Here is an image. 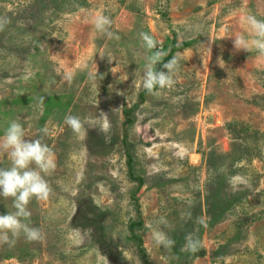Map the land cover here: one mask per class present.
<instances>
[{
    "label": "rangeland",
    "instance_id": "obj_1",
    "mask_svg": "<svg viewBox=\"0 0 264 264\" xmlns=\"http://www.w3.org/2000/svg\"><path fill=\"white\" fill-rule=\"evenodd\" d=\"M247 13L264 18V0H0V135L21 123L56 164L50 198L29 205L44 239L0 245V264H264V55L234 45ZM156 50L177 59V83L149 93ZM67 115L93 122L74 132Z\"/></svg>",
    "mask_w": 264,
    "mask_h": 264
},
{
    "label": "clouds",
    "instance_id": "obj_2",
    "mask_svg": "<svg viewBox=\"0 0 264 264\" xmlns=\"http://www.w3.org/2000/svg\"><path fill=\"white\" fill-rule=\"evenodd\" d=\"M87 18L91 19L95 33L109 38L113 36L110 30L112 21L107 15L86 13ZM2 23L0 22V26ZM242 23L245 25L246 34L234 39L235 48L246 52L255 50L264 55V18L247 13L242 17ZM141 38L147 49L156 48V43L149 34L141 33ZM166 55L165 51L156 50L147 57L141 84L149 93L156 89H171L177 83L178 61L173 57L166 63L162 62ZM156 65L160 66V70H155ZM90 75H98V70ZM133 84L135 87L136 79ZM104 116L106 114L101 112L96 120H103ZM85 122L93 121H88L87 118L82 121L74 115H67L64 119V123L74 132H79ZM103 127L107 125L104 124ZM41 131L44 135L48 134L47 128ZM0 152L6 153L10 161L8 167H0V197L10 200L12 209L6 214H0V245L15 246L21 237L28 242L41 241L44 234L40 228L32 226L29 205L33 200L47 201L52 194L45 176L56 167L54 152L44 142L43 137L27 139L25 127L17 121L10 122L0 135ZM158 223L165 224L166 221L161 217ZM151 238L156 247L165 249L174 247L176 243L161 229H154ZM200 244V240L194 238L193 234L185 237V250L196 252Z\"/></svg>",
    "mask_w": 264,
    "mask_h": 264
},
{
    "label": "trees",
    "instance_id": "obj_3",
    "mask_svg": "<svg viewBox=\"0 0 264 264\" xmlns=\"http://www.w3.org/2000/svg\"><path fill=\"white\" fill-rule=\"evenodd\" d=\"M183 47H185V46H183ZM180 48H176V47H173L172 48V52L174 53V52H176V51H178ZM156 90H154V92H155ZM131 124V120H127V123L125 124V127L127 126H129ZM125 137L127 138V135H125ZM129 158V162H128V166H129V169L131 170V177L135 180V181H139V184L140 185H142V180L141 179H139V178H136V177H134V175H133V172H132V170H133V167H132V158L131 157H128ZM139 242V250L141 249V247H142V242H141V240H139L138 241ZM141 246V247H140ZM141 254H142V250H141V252H140Z\"/></svg>",
    "mask_w": 264,
    "mask_h": 264
}]
</instances>
